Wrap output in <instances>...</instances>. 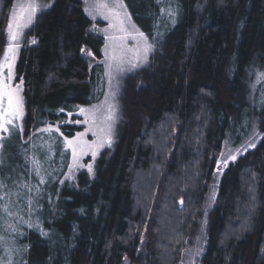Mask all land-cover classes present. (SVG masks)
Masks as SVG:
<instances>
[{"label": "trees", "instance_id": "obj_1", "mask_svg": "<svg viewBox=\"0 0 264 264\" xmlns=\"http://www.w3.org/2000/svg\"><path fill=\"white\" fill-rule=\"evenodd\" d=\"M14 1L0 0V54ZM124 3L156 53L144 70L146 97L132 92L126 103L122 94L116 140L93 176L82 171L64 182L70 150L61 134L40 131L60 123L72 136L69 113L106 93L104 38L90 32L82 0H54L28 33L36 43L20 49L16 74L24 84L28 140L18 134L6 146L9 166L0 174L16 179L11 193L22 195L13 212L33 226L0 213L17 228L8 227L20 250L13 264H181L224 142L242 144L255 126L264 133V0ZM169 10L177 13L174 24ZM33 156L47 181L38 190ZM206 224L199 264H264V138L227 167ZM7 242L0 243L3 261Z\"/></svg>", "mask_w": 264, "mask_h": 264}, {"label": "snow or ice", "instance_id": "obj_2", "mask_svg": "<svg viewBox=\"0 0 264 264\" xmlns=\"http://www.w3.org/2000/svg\"><path fill=\"white\" fill-rule=\"evenodd\" d=\"M89 3V0H85ZM49 5H45L47 7ZM40 5L31 0V2L22 6L19 9V15L13 13L11 22L7 25L8 32V43L7 47L3 53V59L0 61V133L7 134L8 137L11 136L12 128H16L19 132H23V126L21 123L16 121L22 120L24 115V99L21 95L23 91V79H20L18 84L13 85L11 81L15 79L13 74V67L16 60V53L19 48V39L21 37V29L27 24H30L34 18L36 12L39 10ZM88 15L95 18L96 15L102 16L104 19L110 21V28L113 29V34L108 35V29H105V34L108 35V40L113 42L112 52L109 54L108 45L105 47V55L108 58L107 63V77H108V92L105 94V99L101 105H94L91 109L80 108L79 112L81 115L85 116V122L89 124V130L94 127L97 131L93 132V135L97 136V141L93 144H89L83 139L86 133H77L72 139L64 137V143L68 148L71 149L72 154V164L69 166V173L71 174L73 169L78 167H84L80 163L81 157L88 154L91 151L93 159L97 155V150L102 147L105 143L110 147L112 144L113 128L117 119V112L119 110V104L117 97L119 95L120 81L117 78L118 75L125 71V65H128L130 69H135L140 67L142 64H147L149 56L155 51V43L152 42L148 35L132 23L131 14L127 10V5L124 0H92L89 3L87 9ZM169 16L173 17V24L175 23L174 17L176 16L175 10H169ZM132 40L134 43L131 47L127 45V41ZM119 41V46L115 44ZM31 43L35 44L36 40L33 39ZM117 51L119 54H117ZM81 52L86 56L92 55L91 52L81 49ZM131 53L129 57L128 54ZM7 69V75L3 74V70ZM264 76V74H261ZM63 111V109H61ZM71 115V113H69ZM75 123H81L77 120ZM40 131L59 132V128L53 129L51 125L41 129ZM63 136V133H61ZM261 136V134L254 129L252 138L247 142V146H241L243 152H247L249 148H255L256 142L255 138ZM264 138V137H262ZM5 135H0V154L5 150ZM230 141H225L226 151L221 153V159L223 166L227 167L229 161L235 162L237 157L242 154L241 148L233 150L228 147ZM0 164H3L2 155H0ZM32 165L36 170V175L39 177L38 184L34 187L38 190L39 185L47 183L44 176L41 175L42 164L35 156L32 157ZM88 172L93 173V165L88 164ZM220 171V168H217ZM71 178L74 179V176ZM63 183V181H60ZM27 192H32L33 187H30L27 183L20 185ZM0 188H8L7 183L3 178H0ZM19 197V193H14ZM11 193L10 191L5 192L3 196H0V212H3L6 216L12 217L16 216L17 219L27 223L29 227L33 225L23 219L18 212H13L11 210ZM7 198V200H6ZM215 192L213 191L210 200H214ZM183 204V200L180 201ZM38 204V201H37ZM28 209L31 210L33 206V199L31 197L27 200ZM206 224V221L204 222ZM12 232H17V228L13 225H8ZM41 235L47 236L48 232L40 229ZM202 235L197 237V244L203 238V228L201 229ZM5 238L0 236V243H4ZM202 247H197L195 254L199 255L202 251ZM11 251V249H9ZM0 264H4L3 260H0ZM7 264H12V260L9 257ZM183 264V261L181 262Z\"/></svg>", "mask_w": 264, "mask_h": 264}, {"label": "rangeland", "instance_id": "obj_3", "mask_svg": "<svg viewBox=\"0 0 264 264\" xmlns=\"http://www.w3.org/2000/svg\"><path fill=\"white\" fill-rule=\"evenodd\" d=\"M53 1L54 0H35V2L40 5V8L36 12V14H35L34 18L32 19L31 23L27 24V26L23 27L20 30L22 34H21V37H20V39L18 41L19 48H18V51L16 53V60H15L14 67H13V74H14L15 79H13L11 81V83L13 85L18 84L20 82V79L18 78V76L16 74V62H17V59H18V55H19L20 49L24 45V43H26L27 41H29V43H30L33 40L31 37H29L28 33L33 29V27L36 24V22H37L38 18L40 17V15L43 14L44 12H46L51 7ZM29 2H31V0H15L13 5H12V7L8 11L7 23H6L5 30H4L5 32H4L3 49H2L1 54H0V61H2V59H3V53H4V51H5L6 47H7V43H8V39H7V37H8L7 25H8L9 22H11L13 13H16L17 15H19V9L22 6H24L27 3H29ZM82 2H83V5H84L85 12L88 15L87 9L89 7V3H91L92 0H89V3H86L85 0H82ZM45 5H49V6L45 7ZM88 17L92 21V25L90 27V32L95 34V35L102 36L104 38V46L102 48V54H103V63H104V66H105V72L107 73V63L106 62L108 61V58L105 55V47H106V45H108V51H109V54H111L113 42H110L108 40V35L113 34V29L110 28V21L104 19L100 15H96L95 18H93L92 16H89V15H88ZM132 23H134L133 19H132ZM105 29H108V35L105 34V31H104ZM119 43H120L119 41L115 42V44L117 45V48L119 46ZM133 43L134 42L132 40H128L127 41V45L129 47H131L133 45ZM85 50L88 51V52H91L90 50H87V49H85ZM155 53H156V48H155V51L150 54L148 63L147 64H142L138 68L130 69L128 67V65L124 66L126 70L121 72L118 75V77H117L119 79V81H120L119 95L117 97L118 104H119V110H118V112L116 114L117 115V119H116V122H115L114 128H113V136H112V141L113 142H112L111 146L109 147L108 144L105 143L102 147H100L97 150V155L95 156V159H93L91 151H89L88 154H86L83 157H81L80 163L82 165H84V167H78V168L73 169L71 174L69 173V168H68L66 176L64 178V182H75L77 180L78 175H79L80 172H82V171L88 172V169L86 167L88 164H92L93 165V173H89V172L88 173L91 176L94 175L95 167H96V161L98 160L100 155L105 150L111 149L113 147V144H114V142L116 140V137H117V134H118V130H119V124L121 122V117H122V111H121V96H122V94L125 92V96L126 97H125L124 101L126 103H127V99L130 98L132 92H134L135 97H137L136 99H138V100H141L142 98L146 97V93H147L146 90H147V88L150 85H149V77H148L147 73L146 74L144 73V70H146L149 67V65L151 64V58H152V56ZM117 54H119L118 51H117ZM128 56L130 57L131 53H129ZM87 57L89 59H92L93 58V54L90 55V56H87ZM3 74L7 75V69L3 70ZM259 76H258V78H260ZM106 80L108 81L107 74H106ZM132 80H135L134 87L132 86V83H133ZM106 86H107L106 87V93H107L108 92V82H107ZM21 95L23 96V99H24V115H23L22 120H19V121H16V122L22 124L23 132H24V122H25V117H26V107H25V98H24V84H23V91H22ZM104 99H105V96L99 103H96L94 105H101L102 102L104 101ZM94 105L85 106V107H81V108L91 109ZM77 120L81 121V123H75V121H77ZM65 124H70L72 126H75V128H76L75 129V133L72 136H70V137L66 136L63 133V131L61 130V125L62 124H60V123L50 124L53 127V129H55L56 127L59 128L60 131L57 132V133H59V134L63 133V140H64V137H68L69 139H72V138H74L76 136L77 133H86V135L83 137V139L85 141H87L89 144H93L94 142L97 141V136L93 135V132L97 131V129L94 127L92 130H89V124L85 122V116L81 115L79 110H78V112L75 115H69L66 118ZM254 129H256L261 134V136H257L255 138V142H256V146H257L259 144V142L263 139L262 137H264V133L261 132V130L259 129L258 126H255L252 129V132L249 135V137L242 144L240 143L239 145H235L233 143L232 139L230 137H228L226 139L227 141H230L228 147L232 148L233 150H235L237 148H241V151H242L241 155L245 154L246 152H243V149H242L241 146H245V147L247 146V142L253 136ZM23 132L21 133L16 128H12V133H11L10 137H8L7 134L0 133V135H5L6 136L5 149H6V146L11 145V144L15 143V140H18V134L22 137L23 140H28L27 138H23ZM54 132H56V131H52L51 133H54ZM46 133H50V132H46ZM37 140H43V139L42 138H37ZM48 140H52V139L50 138ZM65 146H66V144H65ZM68 149L70 150V153H71V149L70 148H68ZM252 149H254V148H249L248 151H250ZM225 151H226V147H225V142H224L222 150H221V152H220V154H219V156L217 158L216 169H215V172H214L213 180H212V182L210 184V187H209V191H208L209 193H208V196H207V201H206L205 206H204V214H203V217L201 219L200 227H199L196 235L190 240V242H189V244L187 246V249L184 252L183 259H182L183 264H199V259H200L201 255L204 252V247H205V229H206V225H207L204 222L206 221V223H207L208 214L210 213V211L212 210V208L216 204L217 195H218V185H219L220 179H221L223 173L225 172V170L227 169V167L233 162V161H229L227 167L223 166V162H222V159H221V153L225 152ZM4 152H5V150H4ZM4 152L2 154H0V155H2V159H3V164H0V168L4 167L5 171H6L7 167L9 165H8V161L6 159V155H4ZM241 155H239L237 157V159ZM71 164H72V154H71L70 165ZM218 167L220 168L219 172L217 171ZM72 176H74V179L71 178ZM0 178H3L5 180V182L7 183V185H8V188H6V189L5 188H0V192H3V193L8 192V191L11 192V190L13 188V185L16 183V179L13 180L12 177H10V178H7L5 176L3 177L1 174H0ZM213 191L215 192V198H214V200H210V197L212 196ZM21 195H22L21 193H19V197H17V195H15V194L11 195V210L12 211H14V209H16V205L19 206ZM141 198H143V197H141ZM142 201H143V199L140 200V203H142ZM14 217H15V219L17 218L16 216H12L13 219H14ZM202 228H203V238L200 241V244H197V237H200L202 235V233H201V229ZM144 233H145V229L142 231V234H141L142 240L141 241H144V239H145L144 238V235H145ZM0 236H3L5 238V242L3 244H6V242L8 241L7 245L9 246L11 251L8 250L7 257L11 258L12 264H13L14 261H16V258L19 256L20 250L16 248L17 242L14 240V238H12L8 227L6 226L5 222L3 221V217L2 216H0ZM197 247H202V249H203L199 255L195 254V250H196ZM4 264H7V260L4 261Z\"/></svg>", "mask_w": 264, "mask_h": 264}]
</instances>
